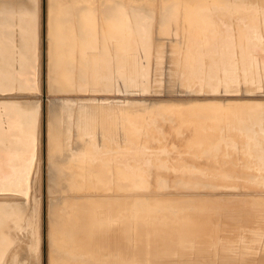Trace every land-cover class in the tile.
Here are the masks:
<instances>
[{
    "label": "bare ground",
    "instance_id": "6f19581e",
    "mask_svg": "<svg viewBox=\"0 0 264 264\" xmlns=\"http://www.w3.org/2000/svg\"><path fill=\"white\" fill-rule=\"evenodd\" d=\"M261 40L264 0H0V264H264Z\"/></svg>",
    "mask_w": 264,
    "mask_h": 264
},
{
    "label": "water",
    "instance_id": "95a60500",
    "mask_svg": "<svg viewBox=\"0 0 264 264\" xmlns=\"http://www.w3.org/2000/svg\"><path fill=\"white\" fill-rule=\"evenodd\" d=\"M261 43L260 44H263L264 45V41H260ZM252 55H255V56H257V54H253L252 53ZM231 59H236V54H233L232 56H231ZM257 60V59H256ZM257 64V62L256 63H252V62H250L249 64H247L246 63V67L248 68V69H251V68H253L255 65ZM153 66H154V64H153ZM164 66V65H163ZM165 67V66H164ZM25 69H26V67H24ZM23 69V68H22ZM162 71H164V72H166V69H162ZM153 72V71H152ZM164 74V73H163ZM153 78V77H152ZM19 80V79H18ZM22 80V79H21ZM165 80L164 79H162V77H161V79L159 80V83H162V82H164ZM133 82H135V80L133 81ZM143 82H146V80H144L143 79ZM152 82H153V80H152ZM6 83H3V82H1V85H5ZM137 85H139V84H131L130 86L132 87L131 89H133V88H139V87H136ZM22 86L25 88V87H27L26 86V84H25V82L24 81H22ZM22 94H29V93H27V92H21ZM132 93V92H131ZM222 91L221 92H218V93H215L214 95H222ZM13 92H10V93H4V94H0V96H3V97H8V96H13ZM202 94V93H201ZM234 94H236V95H240L239 93H234ZM31 95H33V93H31ZM85 97H86V99H82V100H80V103L81 104H88V103H90V104H94V103H102V104H106V105H109V104H111V102H112V100H104L102 97H105V95H107V94H99V93H85V94H83ZM129 95H131V94H125V92H121V93H115V96H118V97H127V96H129ZM149 94H138L137 92H134V93H132V96H142V97H149L148 96ZM256 95L257 96H260V95H264V91H261V90H256ZM114 96V95H113ZM90 97L91 98H93V97H97V98H95V99H90ZM115 99H119V100H116V101H120V99L121 98H114L113 100L115 101ZM25 99H20V100H18V99H9V98H5V99H0V147L1 146H3L4 144H8V142L7 141H1L2 139H4V138H6V137H4V133H8V131H10V129L8 128V126H9V124H8V120H9V117H10V115H9V117L8 116H5V114H4V111H5V107L6 106H12V105H14V104H16V103H18V102H21V101H24ZM95 100V101H94ZM128 101H131L130 99H128ZM133 101H142V99H139V100H133ZM146 101V100H145ZM230 101H254V102H264V99H253V100H249V99H233V100H230ZM23 122V125H29V123L28 122H26V121H22ZM7 140V139H6ZM11 181H13V179H8V180H5V181H2V180H0V185H2V184H8L9 182H11ZM2 202V201H1ZM3 203V202H2ZM5 204H7L6 202H4Z\"/></svg>",
    "mask_w": 264,
    "mask_h": 264
},
{
    "label": "snow or ice",
    "instance_id": "6c2138e0",
    "mask_svg": "<svg viewBox=\"0 0 264 264\" xmlns=\"http://www.w3.org/2000/svg\"><path fill=\"white\" fill-rule=\"evenodd\" d=\"M35 6V5H34ZM33 18L35 19V14H33Z\"/></svg>",
    "mask_w": 264,
    "mask_h": 264
}]
</instances>
